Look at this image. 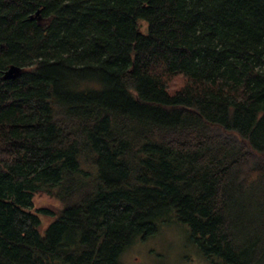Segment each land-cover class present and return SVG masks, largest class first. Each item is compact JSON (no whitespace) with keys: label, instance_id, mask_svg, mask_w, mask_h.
Masks as SVG:
<instances>
[{"label":"trees","instance_id":"obj_1","mask_svg":"<svg viewBox=\"0 0 264 264\" xmlns=\"http://www.w3.org/2000/svg\"><path fill=\"white\" fill-rule=\"evenodd\" d=\"M173 216L263 263L264 0H0V264H117Z\"/></svg>","mask_w":264,"mask_h":264},{"label":"rangeland","instance_id":"obj_2","mask_svg":"<svg viewBox=\"0 0 264 264\" xmlns=\"http://www.w3.org/2000/svg\"><path fill=\"white\" fill-rule=\"evenodd\" d=\"M180 77L176 76L169 89L179 87ZM56 187L43 186L32 197L31 211L40 216L38 227L45 234L48 224L57 217L62 204L55 196ZM42 209L52 211L43 213ZM117 264H221L216 256H206L193 240L187 225L174 216L165 221H157L154 232L146 237L135 238L119 255ZM264 264V261L263 263Z\"/></svg>","mask_w":264,"mask_h":264},{"label":"water","instance_id":"obj_3","mask_svg":"<svg viewBox=\"0 0 264 264\" xmlns=\"http://www.w3.org/2000/svg\"><path fill=\"white\" fill-rule=\"evenodd\" d=\"M40 9L36 10L34 15H30V19H32L34 16H37L39 14ZM21 68L17 66H10L6 70H4L3 74L5 77H12L17 74H19Z\"/></svg>","mask_w":264,"mask_h":264}]
</instances>
